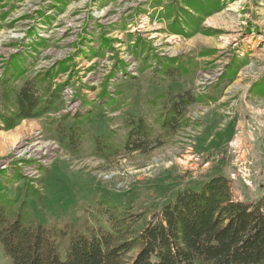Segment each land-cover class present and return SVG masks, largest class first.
<instances>
[{
	"label": "rangeland",
	"instance_id": "374dc122",
	"mask_svg": "<svg viewBox=\"0 0 264 264\" xmlns=\"http://www.w3.org/2000/svg\"><path fill=\"white\" fill-rule=\"evenodd\" d=\"M186 1L0 0V183L21 188L40 222L83 223L81 205L106 199L155 211L217 175L239 200L264 195V0ZM180 56L195 62L187 76L170 70ZM32 82L42 104L20 116ZM187 90L195 100L163 145L93 152L87 133L123 142L126 113L160 131L159 113ZM90 111L93 122L75 120ZM72 125L79 152L66 145ZM0 264H12L1 245Z\"/></svg>",
	"mask_w": 264,
	"mask_h": 264
},
{
	"label": "trees",
	"instance_id": "16d2710c",
	"mask_svg": "<svg viewBox=\"0 0 264 264\" xmlns=\"http://www.w3.org/2000/svg\"><path fill=\"white\" fill-rule=\"evenodd\" d=\"M186 2L195 10L207 6L202 0ZM173 61L176 63L169 69L179 77L189 75L195 66L185 56ZM37 88L32 82L17 94L20 116L37 113L42 104ZM170 100L171 105L166 104L158 115L160 131L143 116L135 119L126 113L123 142L116 141L111 129L102 136L87 133L93 152L112 158L122 152L146 153L163 145L184 125L195 99L187 90ZM94 117L90 111L79 113L75 120L93 122ZM66 136L71 150L84 149L81 127L72 125ZM26 186L25 192L34 191L28 183ZM4 188L0 183V245L12 264H264V195L257 200H239L231 179L224 175L212 177L199 189L177 193L155 211H133L106 199L92 208L81 205L87 213L83 223L58 221L52 225L40 222L30 212L28 195L21 188L12 195ZM142 222L144 227L139 228Z\"/></svg>",
	"mask_w": 264,
	"mask_h": 264
},
{
	"label": "bare ground",
	"instance_id": "6f19581e",
	"mask_svg": "<svg viewBox=\"0 0 264 264\" xmlns=\"http://www.w3.org/2000/svg\"><path fill=\"white\" fill-rule=\"evenodd\" d=\"M43 149H44V147L40 146V147H38L36 150L41 151V150H43Z\"/></svg>",
	"mask_w": 264,
	"mask_h": 264
},
{
	"label": "built area",
	"instance_id": "2783aa9c",
	"mask_svg": "<svg viewBox=\"0 0 264 264\" xmlns=\"http://www.w3.org/2000/svg\"><path fill=\"white\" fill-rule=\"evenodd\" d=\"M47 162V161H46Z\"/></svg>",
	"mask_w": 264,
	"mask_h": 264
}]
</instances>
